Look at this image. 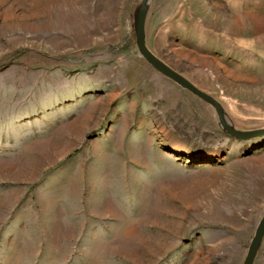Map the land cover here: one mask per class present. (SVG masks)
<instances>
[{
    "label": "rangeland",
    "instance_id": "rangeland-1",
    "mask_svg": "<svg viewBox=\"0 0 264 264\" xmlns=\"http://www.w3.org/2000/svg\"><path fill=\"white\" fill-rule=\"evenodd\" d=\"M141 2L0 0V264L243 263L264 136L146 62ZM144 41L236 132L264 128V0H149ZM231 197L235 230L208 213Z\"/></svg>",
    "mask_w": 264,
    "mask_h": 264
},
{
    "label": "water",
    "instance_id": "water-1",
    "mask_svg": "<svg viewBox=\"0 0 264 264\" xmlns=\"http://www.w3.org/2000/svg\"><path fill=\"white\" fill-rule=\"evenodd\" d=\"M149 0H142L140 4V9L137 15V22L135 26L136 30V46L140 55L150 64L154 69L163 74L168 79L175 82L177 85L181 86L184 89H187L192 94L198 96L199 98L205 100L215 108V113L223 124L224 128L235 137L239 139L254 138L259 136H264V128H259L250 131L236 132L230 125L228 120L223 115V110L220 104L212 98L210 95L199 89L194 85L190 80L184 77L180 72L173 69L170 65L161 61L153 52L147 47L144 41V21L146 15V5ZM264 234V213L261 219L258 222V225L254 231V234L251 238L247 253L243 260L242 264H251L254 253L256 251L257 245Z\"/></svg>",
    "mask_w": 264,
    "mask_h": 264
},
{
    "label": "bare ground",
    "instance_id": "bare-ground-1",
    "mask_svg": "<svg viewBox=\"0 0 264 264\" xmlns=\"http://www.w3.org/2000/svg\"><path fill=\"white\" fill-rule=\"evenodd\" d=\"M165 138L168 140L169 146L171 147L173 152H182L183 149L181 148L180 139L176 138L170 133H165ZM224 204L225 209L222 213L219 211V206L216 207V204L208 206V213H211L215 219H220V222H223L224 225L228 226L232 230H235L237 229V227H239L240 215L243 216V213L246 210L243 206H239L238 201L233 199V197L225 199Z\"/></svg>",
    "mask_w": 264,
    "mask_h": 264
},
{
    "label": "crops",
    "instance_id": "crops-1",
    "mask_svg": "<svg viewBox=\"0 0 264 264\" xmlns=\"http://www.w3.org/2000/svg\"><path fill=\"white\" fill-rule=\"evenodd\" d=\"M199 60H201V58H199Z\"/></svg>",
    "mask_w": 264,
    "mask_h": 264
}]
</instances>
